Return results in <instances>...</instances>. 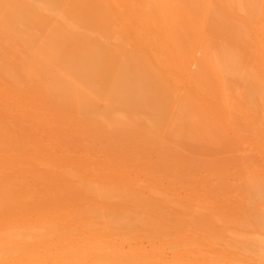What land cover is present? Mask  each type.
<instances>
[{
    "label": "bare ground",
    "instance_id": "bare-ground-1",
    "mask_svg": "<svg viewBox=\"0 0 264 264\" xmlns=\"http://www.w3.org/2000/svg\"><path fill=\"white\" fill-rule=\"evenodd\" d=\"M188 261L264 264V0H0V264Z\"/></svg>",
    "mask_w": 264,
    "mask_h": 264
},
{
    "label": "rangeland",
    "instance_id": "rangeland-1",
    "mask_svg": "<svg viewBox=\"0 0 264 264\" xmlns=\"http://www.w3.org/2000/svg\"><path fill=\"white\" fill-rule=\"evenodd\" d=\"M181 153H182V155H183V157H185L186 159L188 158V159H197V157L195 156V155H192V154H190L189 152H186V151H181ZM238 154V155H237ZM230 153V152H228V153H226L225 154V156H223V161H226L227 160V162L229 163L231 160H234V159H236L235 157H242V156H245L246 154H244V153ZM238 157V158H239ZM153 159H155V157L153 156ZM203 159V161H205V162H208V161H210L211 160V157H206V158H202ZM201 159V160H202ZM230 159V160H229ZM232 162V161H231ZM142 246L143 247H145V248H148L149 246H148V243L147 242H142ZM170 250H166V254H165V259L166 260H170L171 258H172V256H173V254H171V252L172 251H170ZM186 264H189V261L186 263ZM259 264H262V263H259Z\"/></svg>",
    "mask_w": 264,
    "mask_h": 264
}]
</instances>
